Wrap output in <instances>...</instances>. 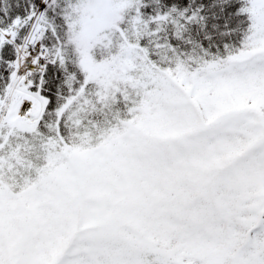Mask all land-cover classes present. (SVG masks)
<instances>
[{
	"label": "snow or ice",
	"instance_id": "1",
	"mask_svg": "<svg viewBox=\"0 0 264 264\" xmlns=\"http://www.w3.org/2000/svg\"><path fill=\"white\" fill-rule=\"evenodd\" d=\"M0 264H264V0H0Z\"/></svg>",
	"mask_w": 264,
	"mask_h": 264
}]
</instances>
